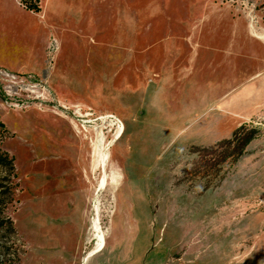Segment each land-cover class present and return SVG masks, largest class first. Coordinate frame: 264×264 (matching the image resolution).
<instances>
[{
	"label": "rangeland",
	"instance_id": "1",
	"mask_svg": "<svg viewBox=\"0 0 264 264\" xmlns=\"http://www.w3.org/2000/svg\"><path fill=\"white\" fill-rule=\"evenodd\" d=\"M57 1L46 70L0 69L17 264H264V102L227 100L264 0Z\"/></svg>",
	"mask_w": 264,
	"mask_h": 264
},
{
	"label": "crops",
	"instance_id": "2",
	"mask_svg": "<svg viewBox=\"0 0 264 264\" xmlns=\"http://www.w3.org/2000/svg\"><path fill=\"white\" fill-rule=\"evenodd\" d=\"M41 4L42 10L35 13L25 9L19 0H10V4L5 6L0 2L1 70L14 73L46 70L50 42L58 38L60 10L57 0L49 10L45 9L44 0H41ZM60 6H63L62 1ZM240 19L232 20V22L238 25ZM258 37L264 39L263 35ZM262 39L261 49L252 50L254 61L259 63V68L254 73L242 74L235 91L228 92L229 103L236 104L238 101H244L252 105L258 101L264 102V40ZM178 60H174L170 67L165 65V70H175L173 65L176 66ZM190 62H185L187 65L184 70H195L194 61L190 59ZM240 87L243 89L238 90L237 88Z\"/></svg>",
	"mask_w": 264,
	"mask_h": 264
},
{
	"label": "trees",
	"instance_id": "3",
	"mask_svg": "<svg viewBox=\"0 0 264 264\" xmlns=\"http://www.w3.org/2000/svg\"><path fill=\"white\" fill-rule=\"evenodd\" d=\"M19 1L22 6L29 11L39 13L42 10L41 0ZM3 126L4 123L0 121V127ZM244 126L245 125L243 124L235 130V136H237ZM250 139L245 140V144H247ZM234 141L235 139L226 140L224 141V144H232ZM245 144H243V146ZM217 146L220 145L218 144ZM243 148H241V151L238 154L232 153L230 156L236 157L237 155H241ZM14 161V157H12L7 151L3 150L0 146V168L8 172L13 178H17ZM4 181L5 180H0V234H7L9 236V242H4V244L0 245V264H17L21 253V248L18 245V233L14 221L6 214L8 204L13 201V191L9 185L7 186L4 184Z\"/></svg>",
	"mask_w": 264,
	"mask_h": 264
},
{
	"label": "bare ground",
	"instance_id": "4",
	"mask_svg": "<svg viewBox=\"0 0 264 264\" xmlns=\"http://www.w3.org/2000/svg\"><path fill=\"white\" fill-rule=\"evenodd\" d=\"M260 34H263V33H260ZM264 35V34H263ZM118 120V119H117ZM119 121V123H120V125H121V127H122V129H119V131H118V136L121 134V132H122V130H123V125H122V123H121V121L120 120H118ZM118 136L116 137V138H118ZM103 159H105V157H103ZM100 244H99V247L101 246V242H99ZM92 254V253H91ZM90 254V255H91ZM89 255V256H90Z\"/></svg>",
	"mask_w": 264,
	"mask_h": 264
},
{
	"label": "built area",
	"instance_id": "5",
	"mask_svg": "<svg viewBox=\"0 0 264 264\" xmlns=\"http://www.w3.org/2000/svg\"><path fill=\"white\" fill-rule=\"evenodd\" d=\"M250 22L252 25H254V19L253 18L250 20ZM54 44H55V39H52L50 42V49H52L54 47Z\"/></svg>",
	"mask_w": 264,
	"mask_h": 264
}]
</instances>
